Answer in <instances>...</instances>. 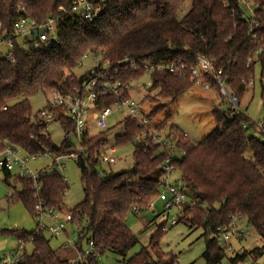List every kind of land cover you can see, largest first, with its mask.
Segmentation results:
<instances>
[{
	"label": "trees",
	"instance_id": "trees-1",
	"mask_svg": "<svg viewBox=\"0 0 264 264\" xmlns=\"http://www.w3.org/2000/svg\"><path fill=\"white\" fill-rule=\"evenodd\" d=\"M185 1L110 0L107 11L88 21L69 12L74 0H0V33L10 34L15 44V62L7 59L0 62V150L12 144L29 155L77 151L75 144L66 138L60 146L52 141L48 134L50 123L32 120L30 98L52 87L63 92L81 87L95 68L80 78L74 70L89 53L100 58V65L109 61L111 71L117 68L116 75L124 82L145 75L143 68L125 71L120 61L127 57L179 60L191 67L196 64V54L203 53L214 58L231 77V90L240 101L249 88L248 80L255 79L257 65L263 83L264 0H254L258 6V26L252 31L248 21L242 18L239 0H192L190 10L181 17ZM226 1L229 5H225ZM23 16L37 23L59 17V40L49 49L22 46L16 39L14 25ZM249 57L254 59L250 62ZM151 78L152 87L159 89V94L169 98L172 104L196 84L189 74L155 72ZM113 101V98L102 100V105ZM162 109L163 106L155 105L151 117H156ZM212 112L215 126L198 144L185 141L187 137L175 128H169L168 133L177 132L179 136L177 145L184 154L175 164L185 181L186 195L196 202L193 207L185 203L174 224L186 221L189 226L203 227L207 247L202 257L207 264H218L225 251L210 233L218 225L229 224L233 216H242L247 226H252L264 239V141L258 134H249L251 129L262 135L264 132L240 109L217 105ZM56 121L65 132L73 128L64 115ZM159 122L157 127L164 132L171 123L170 115ZM122 124L124 132L116 135L115 144L134 145V166L123 172L106 171L100 176L95 150L108 142L107 130L85 140L87 149L77 162L82 170L85 197L71 212L73 220L69 223L77 226L79 246L67 248L78 247L79 253H83L89 248V241L94 240L93 253L81 264H101L99 257L106 253L116 254L120 264H174L177 256L170 257L161 249L164 234L174 225L168 223L165 210L145 224L144 229L150 232L148 243L129 255L140 238L128 226V214L135 207L139 211L148 208L151 198L160 192L167 152L151 139H147L148 143L144 141L143 127L136 121L126 118ZM4 173L8 182L12 172L4 170ZM17 179L8 202H22L33 216L36 199L32 183L19 175ZM68 190L69 184L58 168L42 175L41 197L46 206L66 210L64 198ZM17 238L33 244L32 252L26 250L18 264H74L66 253L51 246L44 231L39 233L35 228L17 234ZM83 241L88 243L86 250ZM263 253L264 247L257 248L236 254L231 260L238 264L247 257L256 260Z\"/></svg>",
	"mask_w": 264,
	"mask_h": 264
},
{
	"label": "built area",
	"instance_id": "built-area-1",
	"mask_svg": "<svg viewBox=\"0 0 264 264\" xmlns=\"http://www.w3.org/2000/svg\"><path fill=\"white\" fill-rule=\"evenodd\" d=\"M110 0H74L69 12L77 17L84 18L88 21H94L108 9ZM225 5H229L226 1ZM239 6L243 10L242 18L246 19L249 23L250 30L258 26V20L256 10L258 8L255 5L254 0H239ZM2 28V21L0 19V30ZM14 31L17 41L24 47L32 46L36 50L49 49L59 40L61 34V19L59 17H50L45 22L37 23L35 20L28 16H23L14 25ZM14 39L10 34L0 33V62L3 59H7L11 62H15L14 56ZM261 51V50H260ZM255 55L254 58H256ZM253 57H249L251 62ZM120 65L124 66L125 71H138L143 68L145 74H153L155 72H166L180 76H186L189 74L190 78L197 84H202L206 89L217 90L224 98L223 102L219 106L237 110L240 100L235 92L231 90L230 80L223 67H219L214 58H211L203 53L196 54L195 66H189L184 61L179 60H161L150 61L145 58L139 57H127L120 61ZM93 74L84 81L81 87H74L71 92H63L58 88H49L45 91L47 94V108L40 110L41 121L51 123L58 119L61 115L67 118L73 128L65 132V138L75 144L77 151L71 153H58L54 151H47L45 153L30 155L41 156L50 155L53 158L52 168H60L63 165L64 159L74 160L78 162L82 155L85 153L87 147L85 146V140L95 135L90 133V119H94V123L101 128V130H107L110 126L109 122L113 118L114 114L123 115V119L129 118L136 121L143 127L144 141L147 139L153 140V143L159 144L166 150L165 162L163 164V173L161 176L162 187L157 194V199L162 200L165 205V214L168 217V223L174 224L175 219H171L172 209H181L185 203L190 204L193 207L195 205L194 200H189V197L185 193V181L179 173V169L175 164L176 157L180 158V155H176V151H180L184 154L181 147L177 145L178 136L175 134L165 135L158 128L160 123L156 117H151V111L145 110L143 104H139L133 99V92L135 90L134 83L124 82L121 78L117 77L118 69L111 71L112 65L109 61H105L100 65L94 67ZM214 83V84H212ZM254 78L248 80V85H254ZM113 98V103L110 105H102V100ZM226 99L227 103L226 104ZM4 110L7 107L3 108ZM119 122V121H118ZM117 122V123H118ZM254 122L257 127L264 132V119L261 122ZM248 123L244 124L247 127ZM163 135V136H162ZM260 135V140L264 141V135ZM184 137H187L185 134ZM146 143V144H147ZM109 149L108 142L101 145L99 149L95 150L96 156L99 159V175L103 176L106 171L102 168V163L106 162L109 165H113L117 162L116 157L107 155ZM21 148L7 144L0 150V169L13 172L18 169L19 176L27 178L32 183V189L35 193V207H34V219L37 221V232L44 231L46 228L51 232L52 236L59 237L65 234L66 229L70 221L73 220V214L67 210L58 211L45 205V201L41 197L42 191V175L47 169L42 170L40 173L33 172L28 168L29 157L21 156ZM110 152H116V146L110 147ZM29 155V154H28ZM178 176L176 180H172L173 174ZM154 200L149 203V207L152 208ZM134 212H139L138 208H134ZM50 219L51 225H46L45 220ZM247 225L243 223V218L240 215H235L231 218L229 224L218 225L210 233V237L216 239L220 247L224 251H232L236 254V250L231 243V239L236 237L239 243H242L249 236L247 235ZM257 238H254V242H258ZM27 243L30 241L20 240L19 247L13 249L8 256L9 262L4 264H18L26 251ZM66 246H73L70 238L66 241ZM95 248L94 240L89 241V248L79 253L78 256L71 259L74 264H81L86 257L90 256ZM248 252L246 247H242L238 254H245ZM238 264H247L246 262H240Z\"/></svg>",
	"mask_w": 264,
	"mask_h": 264
},
{
	"label": "rangeland",
	"instance_id": "rangeland-1",
	"mask_svg": "<svg viewBox=\"0 0 264 264\" xmlns=\"http://www.w3.org/2000/svg\"><path fill=\"white\" fill-rule=\"evenodd\" d=\"M192 0H186L182 6L180 16L183 17L190 10ZM100 58L95 57L89 53L86 55L79 66L74 70V74L80 78L93 69L99 62ZM255 84L249 86L246 94L241 99L238 108L245 112L251 121L261 122L264 119V102H263V86L261 82L260 68L256 66ZM135 90L132 94L133 99L139 104H143L145 110L150 111L155 105L163 106V109L157 114V119L161 121L168 114L170 115L171 123L164 131L168 135L169 128H175L181 134L187 136V140L192 144H198L205 136L214 128L215 119L213 116V108L223 102L224 98L215 89H206L202 84H195L187 90L183 96L174 104L171 103L169 98H164L159 94L160 90L152 87L151 74H145L134 83ZM30 103L32 106V120H41L40 110L47 108V94L40 91L31 96ZM226 104L227 99H226ZM123 115L114 114L110 120V126L107 129L109 149L107 155L116 157L117 162L109 165L106 162L102 163V168L105 171L123 172L133 168L135 163L134 158V145L127 143L122 146L115 144V137L124 132V125L122 121ZM90 133L97 135L102 130L95 123L94 119H90ZM177 132L174 134L176 135ZM48 134H50L52 141L60 146L65 141V130L59 121H53L48 125ZM249 134L259 135L258 132L250 130ZM178 135V134H177ZM176 135V136H177ZM163 136V135H162ZM179 137V136H178ZM116 146V152L111 153L110 147ZM23 157H29L28 168L35 173H40L42 170H53V158L50 155L30 156L25 152L20 153ZM176 155H181L180 151H176ZM63 165L58 169L65 177L69 184V190L65 194L64 208L70 212H74L76 207L83 201L85 197L84 186L82 183V170L74 160L64 159ZM18 169L12 172L10 180H6L4 170L0 169V264L9 262L8 256L13 249L19 247V240L17 234L24 231L31 232L37 227V221L32 214L27 210L22 202L9 203L8 196L13 192ZM177 174L174 173L172 180H176ZM10 185H9V184ZM20 187V184L17 185ZM154 200L152 208L139 211L136 214L134 211L130 212L127 217V224L131 230L139 236L140 242L136 245L131 252L130 256L138 252L142 245H146L149 241L150 232L145 230L146 223L159 216L165 210V203L157 199L156 196L151 198ZM150 201V202H151ZM180 214L178 209H172L171 219H177ZM188 213H186L187 215ZM159 220H162L160 217ZM247 225L246 220H244ZM46 225H51L52 221L46 219ZM77 226L73 223L68 224L67 233L54 237L51 232L46 228L44 234L49 238L51 246L54 249L65 251L68 258L78 256L79 248L68 250L64 245L66 244L67 237L70 238L73 246L78 244V236L76 233ZM204 234V228L201 226H189L186 221H180L173 226L169 227L168 231L164 234L161 240V249L168 255H176L174 264H207L204 260L203 253L206 250L207 242ZM247 235L249 236L242 243H239L235 237L231 239V243L235 250L246 247L248 251H254L257 248L264 247V239L261 238L259 233L250 225L247 227ZM254 238L259 241L254 242ZM71 246V248L73 247ZM79 246V245H77ZM83 250H86L88 243L82 242ZM66 248V249H65ZM26 250L31 253L33 244L27 243ZM235 253L232 251H225V256L218 264H233L232 258ZM119 257L114 253H106L99 257L101 264H120ZM247 264H264V253L257 256V259L245 258Z\"/></svg>",
	"mask_w": 264,
	"mask_h": 264
},
{
	"label": "crops",
	"instance_id": "crops-1",
	"mask_svg": "<svg viewBox=\"0 0 264 264\" xmlns=\"http://www.w3.org/2000/svg\"><path fill=\"white\" fill-rule=\"evenodd\" d=\"M65 233H67V231H66ZM68 238H69V237H67V239H68ZM235 238H236V237H235ZM236 240H237V239H236ZM66 241H67V240H66ZM66 241H65V242H66ZM237 241H238V240H237ZM238 242H239V241H238ZM64 246L67 248L66 244H65ZM66 248H65V249H66ZM240 250H241V248H240L239 250H236V254H238V252H239ZM69 251H70V250H69ZM60 252H64V253H65V251H62V250H60ZM236 254H235V255H236Z\"/></svg>",
	"mask_w": 264,
	"mask_h": 264
},
{
	"label": "water",
	"instance_id": "water-1",
	"mask_svg": "<svg viewBox=\"0 0 264 264\" xmlns=\"http://www.w3.org/2000/svg\"><path fill=\"white\" fill-rule=\"evenodd\" d=\"M176 159H178V157H176Z\"/></svg>",
	"mask_w": 264,
	"mask_h": 264
}]
</instances>
